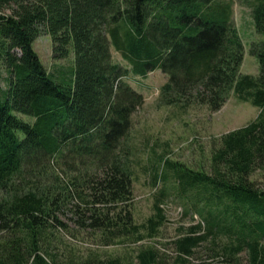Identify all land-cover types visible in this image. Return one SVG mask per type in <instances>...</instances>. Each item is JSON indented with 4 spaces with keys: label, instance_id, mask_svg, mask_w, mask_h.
<instances>
[{
    "label": "trees",
    "instance_id": "1",
    "mask_svg": "<svg viewBox=\"0 0 264 264\" xmlns=\"http://www.w3.org/2000/svg\"><path fill=\"white\" fill-rule=\"evenodd\" d=\"M236 1L0 0V264H195L205 250L215 264H264V189L250 178L264 163V0H239L251 7L257 76L241 72ZM43 35L71 68L46 69ZM157 70L163 106L217 112L235 94L259 109L222 136L213 173L168 162L202 218L179 230L174 258L138 245L159 236L165 193L146 223L134 213L131 130L145 98L126 78ZM85 239L136 247L87 254Z\"/></svg>",
    "mask_w": 264,
    "mask_h": 264
},
{
    "label": "rangeland",
    "instance_id": "2",
    "mask_svg": "<svg viewBox=\"0 0 264 264\" xmlns=\"http://www.w3.org/2000/svg\"><path fill=\"white\" fill-rule=\"evenodd\" d=\"M233 20L245 46L241 72L257 76L260 72L259 61L250 53L251 43L258 38L251 17V7L236 1ZM35 48L46 69L52 74H58L73 65V57L62 61L53 58L52 40L48 35L40 37L35 43ZM112 53L116 63L129 67L118 52L112 50ZM126 81L145 98L143 107L133 115L131 130V145L134 150L132 168L135 219L144 224L154 216V204L163 192L165 195L158 202L162 205L167 219L158 237H146L138 245H156L161 252L168 254L169 258H174L172 241L179 235V230L197 224L202 218L188 200L194 192H180L178 178L175 171L167 165L168 162L183 165L194 171L213 173V157L221 147L222 136L255 120L259 109L250 102L240 101L235 94L217 112L198 104L188 105L187 108L179 105L163 106L159 101V92L168 77L160 70L151 72L147 77L131 73ZM250 178L264 189V163L256 168ZM70 241L71 237L68 242H76ZM78 242L77 249L82 253L97 251L103 256H122L133 252L132 248L136 247H102L92 239ZM198 255L195 264H215L214 259L208 258L206 250ZM241 264L248 263L243 259Z\"/></svg>",
    "mask_w": 264,
    "mask_h": 264
}]
</instances>
